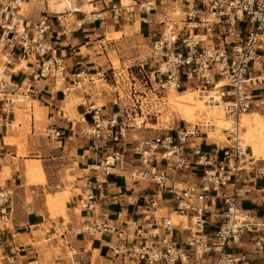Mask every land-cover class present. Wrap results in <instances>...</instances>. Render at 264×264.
Listing matches in <instances>:
<instances>
[{"label": "built area", "instance_id": "1", "mask_svg": "<svg viewBox=\"0 0 264 264\" xmlns=\"http://www.w3.org/2000/svg\"><path fill=\"white\" fill-rule=\"evenodd\" d=\"M22 1L5 0L0 5L1 40L12 50L19 49L23 60L35 64L37 87L41 78L51 79L55 85L64 83V62L47 42L52 17L45 12L29 28L21 22V30L17 24ZM137 8L145 13L159 11L160 17L159 28L156 24L148 32L151 63L147 71L140 65L142 76L137 78L145 90L137 88L136 76L129 75L130 103L122 106L121 115L108 114L97 105L90 106L91 123L86 114L80 115L78 122L88 124L82 133L99 148L103 145L106 154L98 166H92L95 173L83 180L78 206L91 214L77 231L112 234L110 256L122 264H206L212 257V264H250L244 255L226 248L245 233L257 235L258 249L264 246V221L241 204L244 195L255 188L251 183L264 178V164L257 163L245 144L240 123L245 113L264 112V79L253 76L251 66L254 59L264 58V0H133L129 4L118 0L111 10L119 17L131 16ZM87 81L93 82L94 77L80 71L75 86L80 88ZM154 84L160 91L187 89L193 84L217 89L232 121L225 130L229 142L209 143L213 125L205 122L176 127L164 122L157 133L149 134L148 130L156 128L147 122L158 123L161 114L153 102L161 99L154 93ZM0 89L14 93L8 86L0 85ZM13 95L3 102L0 126L17 100ZM135 128L145 133L140 137L130 134ZM63 135L56 128L49 131L52 139L62 140ZM195 138L200 142H192ZM117 171L127 172L133 182L156 186L152 197L143 198L142 220H136L132 229L93 212L105 191L104 176ZM261 191L264 201V188ZM8 193L0 192L3 203ZM159 193L171 194L165 214L160 212ZM173 215L178 216L176 222ZM210 222L218 225L209 229ZM69 264L83 263L71 256Z\"/></svg>", "mask_w": 264, "mask_h": 264}, {"label": "crops", "instance_id": "2", "mask_svg": "<svg viewBox=\"0 0 264 264\" xmlns=\"http://www.w3.org/2000/svg\"><path fill=\"white\" fill-rule=\"evenodd\" d=\"M23 1L29 4L37 0ZM48 1L44 0V5L33 4L32 10L25 15L21 14L19 19L29 28L30 23L36 21L45 12L52 17L53 24L47 33V42L54 50V54L61 57L64 62L67 76L64 82L65 88H58V85L48 78H41L37 87L33 74L38 69L32 62L26 61V65L20 70L8 72L23 61L21 51L12 50L5 43L0 44V61L3 62L9 76L7 78L4 75L0 85L14 89L12 95H20L19 100H24V103L12 104L8 120L3 121L0 126V192L9 191L7 200L4 203L0 200V264H69L71 256H75L83 264H122L120 259L113 260L110 256L109 245L115 240L112 234L78 233L77 229L91 214L84 209L80 213L76 212L81 192L67 201L64 210L66 221L62 214L53 215L48 206L47 195L54 196L57 192H50V185L46 184L50 176L44 167L46 177L44 183H29L25 170L27 161L36 159L45 162L43 155L52 151L56 153L57 149L62 151L61 148L64 150L68 144H71L70 146L75 147L76 150V154L69 161L78 180L75 188L82 191L84 178L95 173L92 166L99 165L106 150L103 145L99 148L97 143L90 141L78 130L91 123L90 106L96 105L99 99L104 100L103 110L108 114L116 112L121 115L122 104L119 101L113 102V98L105 91V95L102 96V91L98 93L95 88L75 93L71 90L81 89L75 86L80 71L93 77L97 76L98 79L108 83L106 75L115 72L114 66L110 63L112 61L110 50L116 48L117 41L126 35V23L118 22L111 10L112 5L118 0H108L105 3L99 0H76L80 5L94 4L95 9L91 13L52 12L48 8ZM3 2L5 0H0V5ZM88 16L89 18H86ZM1 19L0 16V42L3 32ZM115 32H120V37H114L112 33ZM113 52H116L115 49ZM1 56L8 57L7 61ZM251 64L252 75L264 79V58H256ZM86 84L85 82L84 85ZM1 90L0 116H3L2 105L6 96L10 97V94ZM70 99L74 100L72 104L69 102ZM22 111L23 113H20ZM37 112L40 117H37ZM68 112L86 114L88 124L75 122L66 115ZM261 114L264 115V112ZM51 128L60 130L64 134L63 139L56 140L49 137ZM77 131L82 137L77 136ZM192 142L199 143L200 139H192ZM204 148L209 149L211 145H204ZM55 153L52 154L53 157ZM257 163L264 164V159H257ZM99 172H103L101 168ZM104 179L105 191L103 196L97 199V207L93 212L117 225H125L132 229L136 220H142L143 198L152 197L157 192L156 186L145 181L133 182L128 174L121 171L104 176ZM251 184L255 188L244 195L241 204L243 206L247 201L249 206L246 209L253 210L260 220L264 221V201L261 197L264 178H258ZM64 190L63 184V189L58 192ZM170 195L168 193L157 195L162 214L169 211L166 199H169ZM127 199L131 203L127 202ZM2 208H4L3 213H1ZM3 215H6V219H2ZM210 224L209 229L218 225L214 222ZM256 237L254 233H245L238 243L228 245L226 250L244 255L250 264H264V246L258 249ZM213 261V257L209 258L206 264H212Z\"/></svg>", "mask_w": 264, "mask_h": 264}, {"label": "rangeland", "instance_id": "3", "mask_svg": "<svg viewBox=\"0 0 264 264\" xmlns=\"http://www.w3.org/2000/svg\"><path fill=\"white\" fill-rule=\"evenodd\" d=\"M43 1L44 0H37V1L31 2L29 4L25 3V5H22V7L20 8V11H19L20 14H22V15L27 14V12L32 10V6L35 3H42L44 5ZM132 2H133V0H131L130 3H132ZM158 12L159 11H157L156 13H158ZM156 13H154V12H152V13L141 12L137 8L136 12L131 16H128L125 14V15H121V16L117 17L118 22H120L121 24L126 23V26H125L126 35L117 41L116 48H112L110 50V58L112 60L110 63H112V65L114 66L116 78H115L113 72L111 74L110 73L107 74L106 75V77L108 79V83H107L104 80L98 79L97 76H94V81L92 83L87 81L86 82L87 84L82 85L81 89L77 90L74 88V90H71V92L75 93L76 91H81V90L90 91L92 88H95L96 91H98V93H101V91H102V93H101L102 96L105 95L104 94V91H105L109 97L113 98V102L119 101L122 104V106H124L125 104L130 103L129 86L131 85V80L129 79V75L131 77L136 76L137 88H140L141 90H145L144 87H140L139 80L137 78L142 76V74L140 72V69H141L140 65L144 64V69L147 71L148 65L151 63V58L149 56V54H150L149 45H150L151 39H150L148 32H149L150 28H153L156 24H157V27L159 28L158 24L160 21V17L157 16ZM21 24L22 23L20 22V29L22 30ZM3 43H5V41H3ZM114 49L116 52H113ZM1 57L5 61H7V59H8V57H5V56H1ZM115 61H118L117 64L115 63ZM3 65H4L3 62L0 61V66L2 68L4 67ZM21 65L22 66L26 65V61L25 60L22 61ZM112 71H114V70L112 69ZM2 75H3V72H0V78H3ZM115 79H116V81H115ZM57 87L58 88L59 87L65 88V85H64V83H59V85ZM190 88L201 89V88H198L197 85H195V84H193V86H191ZM185 89L186 88L181 89V91L185 90ZM208 89H212V88H208ZM154 90H155L154 93L157 92L159 99L161 97L160 100H154L153 101L154 103L156 102L155 105H157V104L159 105L157 109L161 110V114L158 115L159 116V122L158 123L146 121L147 126H149L151 128H156V129H150L148 133L154 134L155 132H158L159 131L158 128L162 125L161 123H164V122L167 124H171V126H174V127L178 126L179 124L180 125L185 124V122H187L186 120H184L180 117L178 118V114L175 113V110H173L169 106V104H164V103H168V102H166V100L162 97H165L166 95H168V91L170 89L160 91L158 89V85L154 84ZM117 93L120 94L119 98L117 96ZM154 93L152 95L155 98L156 95ZM10 96H11V94H10ZM14 98H18L16 100L17 103L18 102L22 103L24 101V100L20 101L18 95L14 96ZM28 102H30V101L28 100ZM103 103H104V100L99 99L97 101L96 105L102 106ZM28 106H29V104H28ZM20 113H23V111ZM258 113L261 115L258 117H261V120L264 121V115L261 114V112H258ZM165 114H168L167 117H165ZM67 115H68V117L74 119L75 122H77L80 119V115L77 113L68 112ZM240 123H241V128H242V136L244 138L245 128H244L242 119H241ZM85 128H86V126L84 128H80V130H78V129L77 130L82 132V130ZM78 131L76 132L77 136L82 137L81 133H79ZM130 132L136 137H140L142 134L145 133L144 129H141V128H135L134 130H132ZM226 132H227V137H228L229 131H226ZM44 133L46 134L47 131L45 130ZM263 135H264V131H263ZM41 138H44V136H41ZM227 139L228 138H221L220 137L218 139L209 138L208 140L210 142L215 141V142H218L221 145H223V144H226L229 142ZM90 141H93V140H90ZM244 142L247 143L245 138H244ZM58 144H60V142ZM70 145L71 144H68L64 150H63V148H61L62 151H58V149H57L56 153H55V151H52L53 153H55V157L52 156L53 153L51 152L47 155H43L45 158V162L44 161L43 162L38 161L42 165V167H44L48 176H50V179L48 178V181L46 183L47 185L48 184L50 185V192L51 193H52V191L57 192L54 196H52V194L47 195L48 206H52L54 208V210L51 209L53 215L58 216L59 214H62V217H64V219L66 221H67V216L65 215L64 210H62V208L57 207V205L54 204V200L57 197V195L59 194L58 191H61L63 189V184H64L65 190L69 191L68 192L69 198L72 197L73 195H76V193L81 192L80 189L75 188V184L78 182V180H77L74 168L70 164L69 161H71L73 158V155L76 154V150H75V147H72ZM20 153H25V152L20 151ZM27 163H28V161L26 162V166H27ZM125 173H127V172H125ZM26 177H27V175H26ZM248 206H249V203L247 201H245L243 204V207L246 208ZM80 211H81V209H80V207H78L76 212L80 213ZM162 212H164V210ZM188 264H191V263H188Z\"/></svg>", "mask_w": 264, "mask_h": 264}, {"label": "bare ground", "instance_id": "4", "mask_svg": "<svg viewBox=\"0 0 264 264\" xmlns=\"http://www.w3.org/2000/svg\"><path fill=\"white\" fill-rule=\"evenodd\" d=\"M130 2L131 0H123L124 4H129ZM25 3V1H22V5H25ZM48 8L50 11L56 13H63L66 11H85L91 13L93 9H95V5L91 3L80 5L76 3V0H49ZM16 19L17 18H14V21H16ZM112 35L118 38L121 33L115 32L112 33ZM0 44H3V41H1ZM117 62L118 61H115L116 64ZM24 66L18 64L14 68L8 70V72L18 71ZM3 68L0 66V72H3V77L5 75L8 78L9 76L6 73V68ZM1 79L3 78H0V80ZM217 93V89L214 88H187L182 91L171 88L168 91V95L162 98L168 102L164 104H169V106L175 110V113L178 114V118L180 117L192 124L196 122H205L209 125H213L208 132L209 138H227V132L225 130L230 128L232 121L226 115L223 103ZM69 102L72 104L74 100L70 99ZM36 114L37 117H40L39 112ZM167 115L168 114H165V117H167ZM242 116L241 119L245 128L244 138L247 142L245 144L250 147L251 153L256 159H264V121L261 120V117H258L261 115L257 111H253L245 113ZM38 161L39 160L33 159L29 160L27 163L25 172L29 183H44L46 180L45 171ZM68 192L67 190L59 192L54 200V204L62 208V210H65L66 203L69 200ZM49 207L54 210L52 206ZM177 219L178 216L173 215V220L175 222Z\"/></svg>", "mask_w": 264, "mask_h": 264}]
</instances>
